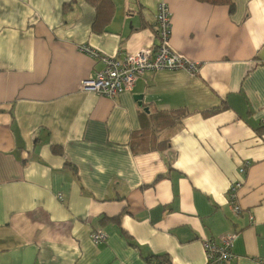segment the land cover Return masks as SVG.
<instances>
[{"label":"crops","instance_id":"1","mask_svg":"<svg viewBox=\"0 0 264 264\" xmlns=\"http://www.w3.org/2000/svg\"><path fill=\"white\" fill-rule=\"evenodd\" d=\"M113 2L97 33L84 0H0V264H204L203 241L230 233L231 264H264V0ZM160 2L170 48L199 73H146L113 99L85 91L102 64L79 47L154 49ZM182 109L167 148L132 152L151 113Z\"/></svg>","mask_w":264,"mask_h":264},{"label":"built area","instance_id":"2","mask_svg":"<svg viewBox=\"0 0 264 264\" xmlns=\"http://www.w3.org/2000/svg\"><path fill=\"white\" fill-rule=\"evenodd\" d=\"M156 38L158 44L154 49H142L123 57L117 55H101L83 45L79 50L102 64V68L93 77L82 81L81 87L97 96L113 99L116 96L130 92L138 79L146 73L163 71L183 72L189 76H196L201 68V63L186 59L176 54L170 48L169 41L172 30L171 12L165 2H160L156 8ZM247 165L239 170L245 172ZM241 182H234L229 186V201L234 213H239L236 206V193ZM57 199L62 202V196ZM237 234H226L216 240L203 241L204 264H231L234 260L232 252L233 242ZM90 238L93 243L101 244L107 239L102 229L92 231Z\"/></svg>","mask_w":264,"mask_h":264},{"label":"trees","instance_id":"3","mask_svg":"<svg viewBox=\"0 0 264 264\" xmlns=\"http://www.w3.org/2000/svg\"><path fill=\"white\" fill-rule=\"evenodd\" d=\"M89 3L95 10V18L92 30L97 33L103 32L108 24L112 21L115 14V5L113 0H84ZM209 4H224L232 10L233 5L230 0H198ZM73 2L64 6L68 10ZM156 33V31H155ZM188 115L187 111H156L151 113L150 122L146 129L133 132L130 137L129 146L134 154L163 150L168 147L170 136L179 127L181 120ZM54 155H61L62 151L57 146H51ZM69 165V164H68ZM74 169V168H73ZM120 216L112 218H103L101 224L117 223ZM146 264H170L165 257H156L153 261L151 258H145Z\"/></svg>","mask_w":264,"mask_h":264},{"label":"water","instance_id":"4","mask_svg":"<svg viewBox=\"0 0 264 264\" xmlns=\"http://www.w3.org/2000/svg\"><path fill=\"white\" fill-rule=\"evenodd\" d=\"M138 100H140V102H141V99H138ZM139 105H141V104L139 103ZM147 111H148V110L145 109V112H147Z\"/></svg>","mask_w":264,"mask_h":264}]
</instances>
